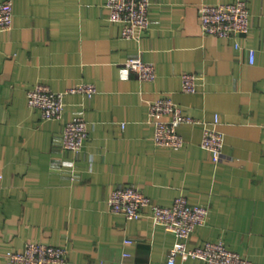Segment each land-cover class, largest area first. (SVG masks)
Wrapping results in <instances>:
<instances>
[{
  "label": "crops",
  "instance_id": "1",
  "mask_svg": "<svg viewBox=\"0 0 264 264\" xmlns=\"http://www.w3.org/2000/svg\"><path fill=\"white\" fill-rule=\"evenodd\" d=\"M233 1L151 0L150 27L132 40L109 21L106 0H13V28L0 32V264L28 242L65 248L66 264H170L177 237L149 208L139 220L111 211V192L127 185L161 206L180 195L209 205L190 246L223 240L264 264V0H245L251 30L238 39L202 33L198 12ZM137 56L155 63L154 82L125 77L123 63ZM188 73L199 77L196 93L183 92ZM38 83H93L97 92L67 94L63 117L42 120L27 98ZM160 97L202 123L220 117L221 162L201 148L202 123L180 126V149L155 145L149 103ZM75 117L89 122V138L70 152L62 133Z\"/></svg>",
  "mask_w": 264,
  "mask_h": 264
},
{
  "label": "built area",
  "instance_id": "2",
  "mask_svg": "<svg viewBox=\"0 0 264 264\" xmlns=\"http://www.w3.org/2000/svg\"><path fill=\"white\" fill-rule=\"evenodd\" d=\"M108 18L111 23H121V35L125 39L141 40L151 24V0H106ZM202 33L215 38L238 39L248 36L251 30V15L245 0L206 4L199 7ZM13 0L0 2V32L9 31L14 25ZM238 47V45H237ZM255 62V50H250V64ZM125 77L136 74L143 82H154L157 77L155 63L146 62L141 57H132L123 63ZM198 75L194 73L182 76L183 92L198 91ZM97 92L93 83H80L67 91H54L47 84L38 83L28 92V105L41 112L42 120L61 119L63 117L67 94H83L89 98ZM212 122L202 123L198 119L184 114L183 109L170 97H160L149 103V122L154 126V143L158 147L180 149L185 138L179 132L184 124L204 125L201 148L210 151L214 163L222 161L226 135L218 126L220 117L214 116ZM125 126V123L122 125ZM89 122L75 117L66 122L62 138L63 149L80 151L88 140ZM4 178L0 164V180ZM110 209L128 220H139L146 210H151L150 218L155 225L162 226L166 232L177 237L170 249L169 263L174 264L177 256L197 258L203 264H256L238 252L230 250L223 240L209 241L202 245L190 246L192 234L198 226L208 222L209 205L193 204L186 196L180 195L172 206L155 204L135 185L115 189L108 198ZM126 243L131 240L126 239ZM130 256L129 254H125ZM6 264H66L67 250L60 246H51L43 242H28L21 251H8Z\"/></svg>",
  "mask_w": 264,
  "mask_h": 264
}]
</instances>
